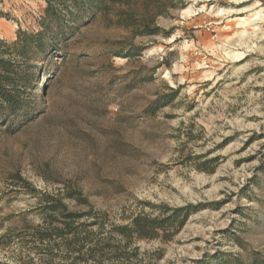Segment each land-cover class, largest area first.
<instances>
[{
  "label": "rangeland",
  "instance_id": "374dc122",
  "mask_svg": "<svg viewBox=\"0 0 264 264\" xmlns=\"http://www.w3.org/2000/svg\"><path fill=\"white\" fill-rule=\"evenodd\" d=\"M46 6L0 0V41L40 31ZM62 29L0 127V264L48 260L35 195L67 187L106 229L201 206L137 242L140 264H264V0H107Z\"/></svg>",
  "mask_w": 264,
  "mask_h": 264
},
{
  "label": "trees",
  "instance_id": "16d2710c",
  "mask_svg": "<svg viewBox=\"0 0 264 264\" xmlns=\"http://www.w3.org/2000/svg\"><path fill=\"white\" fill-rule=\"evenodd\" d=\"M46 2L40 31L19 29L13 42L0 41V127L10 124L12 128L30 107L27 97L37 87L41 74L37 62L46 59L49 49L55 47L50 39L53 36L50 35V29H62L64 16L70 21L79 22L80 15L85 11L102 12L107 4V0ZM156 104L158 101L148 111H152ZM199 170L209 172L208 169ZM82 196L81 191L68 187L60 188L56 193L35 195L42 223L33 233V242L45 244L49 258L55 256V250L60 245L63 252V260L59 263L48 258L39 264H140L141 261L137 259V242L156 239L168 241L173 236L169 235L170 231L174 230L172 234L179 232L188 218L201 210V206L171 210L160 205L153 208L172 213L163 218H151L139 213L129 217L125 224L107 223L106 229L102 220L106 216L104 212L99 214L89 205L86 210H69L66 203L68 200H74L79 206L88 204Z\"/></svg>",
  "mask_w": 264,
  "mask_h": 264
},
{
  "label": "bare ground",
  "instance_id": "6f19581e",
  "mask_svg": "<svg viewBox=\"0 0 264 264\" xmlns=\"http://www.w3.org/2000/svg\"><path fill=\"white\" fill-rule=\"evenodd\" d=\"M231 13H232V12H231ZM233 13H234V12H233ZM236 56H237V55H236ZM236 56H235V57H233V58H234V59H237V58H239V57H236Z\"/></svg>",
  "mask_w": 264,
  "mask_h": 264
}]
</instances>
